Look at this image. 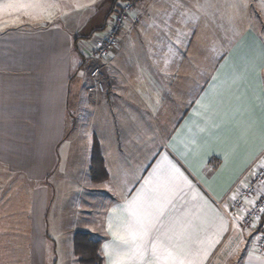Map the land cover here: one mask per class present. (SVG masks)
Here are the masks:
<instances>
[{
  "label": "crops",
  "instance_id": "1",
  "mask_svg": "<svg viewBox=\"0 0 264 264\" xmlns=\"http://www.w3.org/2000/svg\"><path fill=\"white\" fill-rule=\"evenodd\" d=\"M132 1L118 49L94 67L87 41L126 0H0V264H77L73 192L61 185L66 213L54 214L50 180L53 141L65 133L72 97L75 129L97 119L89 109L100 116L108 107L99 121H108L105 134L95 129L110 177L81 186L83 202L93 204L88 215L98 200L100 212L90 217L98 214L100 225L88 218L87 233L101 241L105 264V245L111 252L119 243L113 233L127 217L124 206L167 162L179 169L182 190L164 218L187 213L193 240L216 238L219 216L227 229L200 264H210L232 235L236 264H264L258 231L242 224L228 198L264 149V39L250 0ZM80 59L93 60L87 76ZM58 129L64 133L55 137ZM150 134L160 140L156 152L148 150Z\"/></svg>",
  "mask_w": 264,
  "mask_h": 264
},
{
  "label": "snow or ice",
  "instance_id": "2",
  "mask_svg": "<svg viewBox=\"0 0 264 264\" xmlns=\"http://www.w3.org/2000/svg\"><path fill=\"white\" fill-rule=\"evenodd\" d=\"M179 176V169L171 162H167L165 167L158 166L145 181L148 187L142 188L124 206L127 217L122 221L120 231L113 233L119 243L111 252L109 245H105L109 264H135L138 259L143 260L144 264H200L202 259L208 257V249L219 243L220 233L227 230L222 216H219L221 223L216 238L206 236L205 240H193L187 213L164 218V209L175 207L173 201L182 190L178 183ZM260 211L264 212V209ZM252 226L255 227V224ZM111 227L110 224V230Z\"/></svg>",
  "mask_w": 264,
  "mask_h": 264
},
{
  "label": "rangeland",
  "instance_id": "3",
  "mask_svg": "<svg viewBox=\"0 0 264 264\" xmlns=\"http://www.w3.org/2000/svg\"><path fill=\"white\" fill-rule=\"evenodd\" d=\"M127 1V0H126ZM132 1V0H129ZM249 16L250 19H253V26L256 27L257 30H260V34L264 39V0H250V6H249ZM222 15L218 16V18H221ZM223 24H226L223 22ZM3 34V33H1ZM0 34V35H1ZM218 37H216V40ZM79 58V57H78ZM81 60V59H80ZM82 61V60H81ZM90 61V63H89ZM92 59L88 60H83L82 63L79 64V69H82V71L86 74L87 76V71L91 68L90 64ZM97 64H95L94 67H97L100 63L104 62L101 60H97ZM99 67V66H98ZM96 69L98 72H95ZM93 76L92 78L95 79V83H97L98 90L106 95V89L103 83L101 82V71L98 68H95V70H92ZM82 75V74H81ZM87 79V78H86ZM73 97L70 103V113H69V120L67 124L64 127V132L60 131L59 129L54 132V136L64 133L63 136L59 140H54V152L56 155V172H54L53 177H51V183L52 186H56L57 190V201L54 206L52 207V212L55 214V212H63L66 213L65 205L62 203L61 200L65 201L64 197L62 196L64 189L61 188V185L63 186L65 182H67L68 186L67 189L69 191H72L73 193L70 196H73V200L75 202L71 205L69 204V215L70 217L73 215L74 218L76 219L75 222L77 223V230L82 231V232H88L91 231L92 229L90 228L89 221L92 220L91 222H95V225L99 226L100 225V218L97 215L92 216V213L96 214L99 213V205L97 203V197L96 195L94 196L93 199H96V202L94 204V210L92 209L90 215H88L87 211V206L92 207V203L89 204L87 202H83L85 200V197L87 192L86 189H82L81 186H85V184L90 183L92 184V181L90 180L89 176V168L91 166V150L94 144V138L97 139V129H95V126L99 125V121L102 120L101 116H106L104 109L108 110V107L105 105H102V112L100 113V116L97 114H93L92 112H89L92 116L97 117V119L92 122L91 118L86 117V120H84L82 123H79V126L76 127V122H75V107L73 104ZM106 123V124H104ZM108 127V121L102 122L99 125V128L101 129V134L102 136L105 134V127ZM75 129V130H74ZM155 137L157 136L156 134H153ZM151 136V141H152V135ZM107 138V140H106ZM105 141H107L108 147H112L113 145V140H110L109 137L104 136ZM155 139V138H153ZM98 140V139H97ZM99 141V140H98ZM159 139H155V143L151 142V146L149 147L148 150L151 152H156L157 150L154 149L153 147L156 146V144L159 143ZM102 151V149H101ZM148 151V153H150ZM114 156V154H113ZM117 157H120L118 154ZM70 167V168H69ZM3 169V168H1ZM47 184V183H46ZM65 194V193H64ZM105 193H101V195H104ZM100 195V196H101ZM105 196V195H104ZM87 197V196H86ZM106 198V197H104ZM69 200V196H68ZM232 200V199H231ZM70 201V200H69ZM60 212V213H61ZM90 218V220H88ZM254 237L257 239V234L254 235ZM255 239V241H256ZM257 244V243H256ZM249 245L251 243L249 242ZM224 257V259H223ZM244 255L242 254L243 258ZM210 258L207 257V259ZM210 264H236L235 262V251H234V239L233 235L228 238V240H225L222 246L219 248L217 254L215 255L214 259L210 262Z\"/></svg>",
  "mask_w": 264,
  "mask_h": 264
},
{
  "label": "built area",
  "instance_id": "4",
  "mask_svg": "<svg viewBox=\"0 0 264 264\" xmlns=\"http://www.w3.org/2000/svg\"><path fill=\"white\" fill-rule=\"evenodd\" d=\"M135 11L134 1L120 3L112 12L105 27L95 32L87 41L96 60L106 62L110 55L118 49V33ZM95 72H98L96 69ZM228 198L237 211L241 212L242 224L257 233V247L264 254V152L253 163L250 170L244 174L230 190ZM252 201V203H248ZM255 224V227L252 225Z\"/></svg>",
  "mask_w": 264,
  "mask_h": 264
},
{
  "label": "trees",
  "instance_id": "5",
  "mask_svg": "<svg viewBox=\"0 0 264 264\" xmlns=\"http://www.w3.org/2000/svg\"><path fill=\"white\" fill-rule=\"evenodd\" d=\"M79 54L82 56L81 52ZM90 164L89 176L92 183L100 184V182L109 179L110 175L108 174L103 152L101 151V143L95 138L91 150ZM73 246L77 264H105V258L102 256L101 241L96 239L94 234L82 231L78 232L74 238Z\"/></svg>",
  "mask_w": 264,
  "mask_h": 264
}]
</instances>
